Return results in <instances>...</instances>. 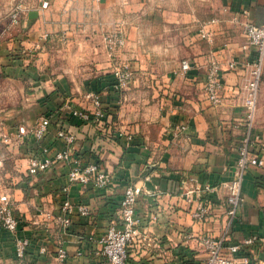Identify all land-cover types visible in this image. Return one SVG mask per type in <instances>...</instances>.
I'll use <instances>...</instances> for the list:
<instances>
[{
    "label": "crops",
    "instance_id": "0c3cea01",
    "mask_svg": "<svg viewBox=\"0 0 264 264\" xmlns=\"http://www.w3.org/2000/svg\"><path fill=\"white\" fill-rule=\"evenodd\" d=\"M71 1L0 0V19L10 14V4H24L16 25H0V51L8 49L19 55L20 69L23 72L27 68L25 72L31 75V98L35 103V112L28 121L17 126L6 121V127H0L1 141L18 142L17 154L7 159L0 155V194L9 197L18 222L16 233L0 225V264H59L58 248L67 252L62 264H109L99 253V239L110 221L120 226V201L125 188L134 184L142 188L135 206L141 237L128 248V264H200L201 256L186 236L221 234L227 196L222 183L232 176L246 130L239 86L247 77L246 60H252L254 52L241 48L245 40L231 19L240 10L248 9L250 20L263 24L264 0H77L78 14L96 17L95 14L122 11L147 14L148 18L158 14L166 30L186 36L174 44L181 48V61H188L190 69L182 72L180 61L165 75L163 97L145 108L144 117L136 116L135 103L131 101L133 96L138 99L137 94L129 95L125 119L120 117L124 113L122 99L129 93L110 88L107 75L73 85L67 76L55 75L41 58L46 54V37L54 29L53 20L70 14ZM203 17L220 20L212 43L198 38V21ZM29 52L35 54L34 61L28 62ZM212 54L223 69L224 101L219 106L206 100L203 89ZM230 60L235 62L234 69L227 67ZM90 91L100 95L105 114L99 120L91 115L85 122L72 112L81 109L92 114L91 100L86 97ZM257 106L251 133L255 150L264 147V83ZM40 117H47L50 125L38 142L30 130ZM179 126L183 129L175 132ZM60 129L74 137L71 153L84 163H97L110 175L109 185L94 188L70 184L68 167L63 163H55L37 175L28 173L29 158L39 155L42 147L48 148L49 154L65 148L56 135ZM260 156L264 157V150ZM207 186L214 189L207 191ZM195 188L209 206V220H194L188 213L184 192ZM242 195L241 208L231 226V242L251 235L264 239V169L247 171ZM64 200L74 206L67 227L45 217V213L59 215ZM79 205L88 208L87 215L78 212ZM16 238L28 241L22 259L15 254ZM241 254L249 256V264H264V240L238 255Z\"/></svg>",
    "mask_w": 264,
    "mask_h": 264
},
{
    "label": "built area",
    "instance_id": "2783aa9c",
    "mask_svg": "<svg viewBox=\"0 0 264 264\" xmlns=\"http://www.w3.org/2000/svg\"><path fill=\"white\" fill-rule=\"evenodd\" d=\"M45 4L43 3L42 5L44 6ZM24 10L25 7L22 2L13 6L9 14V20L12 25L18 23ZM249 17V10L242 9L237 14H234L231 19L232 23L240 28L245 40L241 48L243 50L251 49L254 52V57L252 60H246L245 70L247 77L245 82L239 86V91L243 94L242 106L244 107L246 130L238 148L232 176L230 180L222 183V187L227 192L223 230L219 236H198L193 234L186 236V239L191 243V247L201 256L200 264H249L250 258L248 255L238 254L255 243L264 240L258 235H251L240 241L231 242L230 233L233 220L238 215L243 202L242 183L245 174L250 168L264 169V157L260 156V151L264 150V147L260 146L258 150H255L256 142L251 139L260 90L264 83V23L257 25ZM219 22L218 18H211L200 23L197 28L198 37L212 43L214 33L211 28L213 25L219 24ZM114 38L115 44H123V38L120 34L115 35ZM227 67L228 69H234L235 62L230 60L227 62ZM189 69L190 63L186 60L181 61L180 70L186 72ZM222 70L221 62L212 54L208 60L203 87L205 98L212 106H219L224 101L220 74ZM111 74L113 90L117 93H122L130 83L131 72L126 66H123L115 68ZM86 97L91 100L92 114L81 109L73 110L72 114L85 122L89 121L92 116L96 120L102 119L105 110L100 95L90 91L86 93ZM49 125L50 122L47 117H40L34 123L30 131L36 141L41 142L43 140L48 132ZM182 129L183 126H179L175 129V132H179ZM56 135L63 142L65 148L49 154L48 148L42 147L39 155L31 156L28 160L27 170L30 175L44 172L55 163H63L68 167L67 180L70 184L92 185L94 188H104L110 184V175L103 171L97 163H84L79 156L71 153L70 146L74 142L72 134L60 129L56 132ZM1 165L2 160L0 158ZM213 189L206 187L207 191H212ZM141 192V186L136 184L125 188L118 211L120 226L115 220L110 221L106 232L99 239V253L109 264H128V248L136 239L141 237L140 219L135 213L136 202ZM199 192L197 188L186 190L184 192V200L192 219L206 221L210 218V210L209 206L200 199ZM60 209L59 215L53 216L50 213H45V217L67 227L70 224V215L74 206L68 200H64ZM77 210L81 215L88 214L86 206L79 205ZM0 225L11 233H16L17 231L18 222L13 216L10 199L4 194H0ZM14 246L16 256L22 259L25 255L28 241L24 238H16ZM66 256V250L58 248L56 259L59 264L64 262Z\"/></svg>",
    "mask_w": 264,
    "mask_h": 264
},
{
    "label": "rangeland",
    "instance_id": "374dc122",
    "mask_svg": "<svg viewBox=\"0 0 264 264\" xmlns=\"http://www.w3.org/2000/svg\"><path fill=\"white\" fill-rule=\"evenodd\" d=\"M10 6L14 5L7 6L9 10ZM68 6L70 14L67 17L53 20L54 29L46 37V54L41 58L49 63L55 75L67 76L73 85L95 76L111 74L115 68L126 66L131 72V80L124 90L129 94L125 93L122 99L121 110L124 113L120 117L125 119L129 95L134 93L138 99L133 96L131 101L135 103L136 116L144 117L145 108L162 99L161 87L167 83L165 75L183 58L181 48L174 43L186 36L173 34V29L166 30L162 16L158 14L148 18L147 14L119 11L118 14H95L94 17V14H78L77 0H72ZM1 16L0 25L13 26L9 14ZM202 19L198 25L210 18ZM219 24L211 28L214 37ZM235 27L232 25V28ZM117 34L123 38L122 45L114 42ZM31 54L29 52L28 62L35 60V54ZM19 59L18 54L8 49L4 53L0 51V127H6V121L17 126L19 122L28 121L35 112V103L31 98V75L25 72L27 68H23L22 72ZM115 120L119 121L116 117ZM120 123L124 125L123 121ZM1 138V157L7 159L17 154L18 142L10 139L5 143Z\"/></svg>",
    "mask_w": 264,
    "mask_h": 264
},
{
    "label": "trees",
    "instance_id": "16d2710c",
    "mask_svg": "<svg viewBox=\"0 0 264 264\" xmlns=\"http://www.w3.org/2000/svg\"><path fill=\"white\" fill-rule=\"evenodd\" d=\"M108 76V81H109V84H108V86L110 87V88H112V74H108L107 75ZM113 89V88H112Z\"/></svg>",
    "mask_w": 264,
    "mask_h": 264
}]
</instances>
